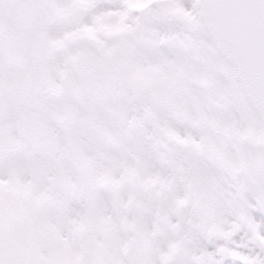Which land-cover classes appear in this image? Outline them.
Segmentation results:
<instances>
[{"label":"snow or ice","instance_id":"6c2138e0","mask_svg":"<svg viewBox=\"0 0 264 264\" xmlns=\"http://www.w3.org/2000/svg\"><path fill=\"white\" fill-rule=\"evenodd\" d=\"M0 264H264V0H0Z\"/></svg>","mask_w":264,"mask_h":264}]
</instances>
